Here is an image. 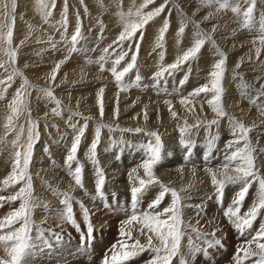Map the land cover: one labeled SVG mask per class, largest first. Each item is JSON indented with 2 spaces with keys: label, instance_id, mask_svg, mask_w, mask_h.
I'll return each mask as SVG.
<instances>
[{
  "label": "rangeland",
  "instance_id": "rangeland-1",
  "mask_svg": "<svg viewBox=\"0 0 264 264\" xmlns=\"http://www.w3.org/2000/svg\"><path fill=\"white\" fill-rule=\"evenodd\" d=\"M45 2L51 4V0ZM143 2L67 0L65 31V0H55V8L51 9L47 21L38 10L37 0H15L14 11L11 10L12 0H0V36L4 37L0 39V64H3L0 80L7 81V77L16 71L22 73L15 75L13 81L0 85V89H7L4 98L0 99V196L8 198L24 186L25 181L11 186H5L3 181L11 174L15 151H23L14 147L12 142L19 135L18 145H26L29 121L38 122L39 136L34 141L28 169L35 205L30 215V235L37 251L26 258L27 264H103L105 256L112 254L114 245L121 242L131 245L137 240L147 245V236L141 234L139 223L129 225L122 222L133 214L131 189L134 184L129 174L133 178L147 179L140 166L146 158V150L141 146L156 143L155 136L148 133L158 134L162 143L161 161L153 169L156 179L169 189H175L181 197L182 236L171 264H181L182 258L187 264H236V254L239 252L243 256L242 248L258 251L255 244L249 246L246 242L264 224V210L252 229L241 235L225 216L241 185L226 184L221 201L212 184V173L215 172L218 180L224 179L222 165L226 163L225 157L236 147H243V141L231 149L227 147L236 139L229 123L234 117L251 129L248 135L256 149L253 153L255 168L264 177V113L261 111L264 95L257 98L258 92L264 91V44L260 43V37L264 35L261 31L264 0H255L252 20L247 27L242 17L249 7L247 0H232L233 4L239 3L240 16L230 9L217 11L218 5L208 7L201 0H168L164 12L145 26L142 38L137 32L132 41L115 43L124 29L120 13L135 11ZM4 3L9 7L4 8ZM164 3L165 0H154L143 11H151ZM165 20L170 26L165 33L163 48H159L156 42ZM78 22L81 35L73 46L71 37ZM182 22L186 26L184 33L179 35ZM196 24H199V31L211 36V40L205 42L195 59L172 74L165 73L157 81L155 73L175 62L193 45L198 31ZM9 28L13 32L11 48L16 52L14 62L7 55ZM137 44L136 67L124 77L126 87L122 90L109 69L117 56L124 52L127 56L118 70L126 66L136 52ZM106 48L107 62L102 71L99 58L105 54ZM221 52L226 57L222 80V102L227 113L224 117H218L208 105L211 93H202L190 104L181 103L191 99L194 89L210 84V73L221 59ZM61 61L63 63L53 81L52 73ZM25 78L30 87L24 85ZM42 88H51L61 102L60 115L52 111L56 104L44 97L39 91ZM18 89H26L30 95L26 108L19 116H13L11 130H7V118L13 115L9 105ZM85 118L88 127L77 153V159L83 165L81 187L66 167L65 158L77 134L70 124H75L78 130ZM214 119L219 120V124L212 125L209 130L207 123ZM98 124L105 127L101 129L96 149L98 165H94L89 159V148ZM182 128L185 129L183 139L190 142L187 146L181 143ZM137 129L141 131L137 132ZM212 138L215 140L209 148ZM76 166L74 162L73 170ZM97 167L103 169L105 175L103 199L96 191ZM227 174L236 175L234 165L227 169ZM160 183L151 185L140 197L137 215L149 210L150 203L161 191ZM257 188V183H252L241 215L256 199ZM57 193L71 197L76 226L61 219L65 210L64 197ZM171 200L169 192L155 211L168 207ZM20 203L19 199L0 201V219L19 208ZM84 208L88 210L89 219L83 214ZM89 222L94 229L91 237L87 232ZM20 226L16 223L4 228L0 234ZM121 228L131 234V239L121 235ZM209 239L221 243L208 248L207 254L191 253L190 242L207 248ZM158 244L153 236V245ZM153 255L151 250L144 251L128 264H148ZM0 259H11L2 246ZM256 259L253 256L244 264H253Z\"/></svg>",
  "mask_w": 264,
  "mask_h": 264
},
{
  "label": "snow or ice",
  "instance_id": "snow-or-ice-1",
  "mask_svg": "<svg viewBox=\"0 0 264 264\" xmlns=\"http://www.w3.org/2000/svg\"><path fill=\"white\" fill-rule=\"evenodd\" d=\"M152 3H154V0H144L143 4H141L139 8H136L135 11L129 10L127 13H120L121 19L124 23V29L120 33L118 40L115 43L122 44L124 41H132L135 38L137 32L141 33L142 38L143 29L145 28V26L155 17L164 12L168 0H165V3L161 4L159 7H156L151 11L144 12L143 9ZM201 3L208 7L218 5L217 11L230 9L238 16L241 15V8L239 3L233 4L232 0H201ZM247 3L249 4V7H247V9L242 13L243 23L246 27L250 25V22L252 20L253 11L255 8V0H247ZM37 5L38 10L47 21V18L51 16V9L55 8V0H51L50 5L46 3L45 0H37ZM3 7L8 8L9 5L7 3H4ZM15 8V0H12L11 10L14 11ZM63 25L66 31L67 0H65ZM169 26V22L165 20L163 27L159 31V36L156 42L157 47L163 48L165 33L167 32ZM185 26L186 25L182 22L181 27L178 31L179 35H182L184 33ZM196 27L198 31L195 33V40L193 45L188 48L182 56H179L175 60V62L167 65L166 67H162L159 71H157L155 73V79L157 81H159V79L162 78L165 73L172 74L175 71L179 70L183 64L195 59L205 42L211 40L210 35L199 31V24H196ZM261 31L264 32V25H262ZM12 35V29L9 28L6 38L7 44L9 45L7 55L9 56L10 60L14 62L16 52L11 48ZM80 35L81 26L78 22L75 34L71 37L73 46H75V44L78 42V38H80ZM3 38L4 37L0 36V39ZM260 43L264 44V35H261ZM53 47H55V45H53ZM138 49L139 45L137 44L136 52L133 53L130 61L122 69L118 70L119 65L127 56V52L118 55L117 58L112 62V67L109 69L111 74L114 76L117 85L120 86L122 90H124V88L126 87L124 85V77L129 72H131L133 68L136 67ZM257 51L259 52V50ZM104 53L105 54L99 58L102 71L104 70V63L107 62L105 59L108 54L107 48L104 50ZM219 55L221 56V59H219V61L215 63L214 70L210 73V84H205L194 89L190 94L191 99L182 100L181 103L190 104L192 103V99L199 97L202 93H211L212 97L207 101L208 105L218 117H224L227 115V113L224 110L222 102V80L223 73L225 71L224 66L226 63V57L222 52L219 53ZM163 58V54H161V61H163ZM61 63H63V61L56 65V69L52 73L53 81H55L56 79V74L60 68ZM0 67H3V64H0ZM15 75H22V73L16 71L13 74H10L7 77V81L0 80V85H4L7 82L13 81ZM136 80L139 81L140 77L137 76ZM23 83L25 86L30 87L29 82L26 78L24 79ZM8 86H10V83H8ZM262 88H264V85H262ZM6 91V88L0 89V99L4 98ZM39 91L43 93L45 98L55 102L56 107L53 108L52 111L56 115H60L62 111L60 108L61 102L55 98L52 89L42 88L39 89ZM102 91L103 89H101V92ZM28 95H30V93H28L26 89H18L15 93V96L13 97L9 105L13 115L8 116L7 118V124L5 125V128L7 130H11L13 116H19L21 112L26 108ZM260 95H264V91H259L257 98ZM254 102L255 101H253V103ZM261 111L262 113H264V108H262ZM74 115L81 114L74 113ZM101 116H103L102 105ZM229 123L232 126V135L235 136L236 139L229 142L227 147L231 149L234 145H239L241 141H243L244 144L243 147H236L230 155H227L225 157L226 163L222 165L225 170L224 179L218 180L215 172L212 173V184L216 188L221 201L226 184L241 185L240 190L236 193V198H234L232 202V206L226 209L225 216L228 217L230 222L235 226L236 230L241 235H243L246 231L252 229L254 222L258 217L261 216L262 210H264V177H261L255 168V156L253 155V153L256 151V149L252 146L251 140L249 139L248 135L251 129L246 127L243 123L237 121L234 117L230 118ZM29 124L30 127L28 130V143L26 145H18L17 141L19 140V135L17 136V140H14L12 142L14 147H17L18 149L22 148L23 151H15L11 174L3 181L5 186L19 184L21 183V181H25V183L24 186L19 188V191H17L10 197L5 198L3 196H0V201H4L5 199H8L9 201H16L19 199L21 201L19 208L10 212L8 216L0 219V232H2L4 228H10L16 223L21 224V226L17 229L9 231L6 234H0V246L4 247L6 253L11 258L10 260L0 259V264H27L26 258L31 255H35L37 251V245L32 242V237L30 235V215L35 205L33 203L31 175L28 169L33 155L34 141L38 139L39 133L37 121H29ZM218 124L219 120H211L207 123V128L210 130L212 125ZM70 127L77 131V134L74 136L72 146L65 158V164L69 169L70 174L74 177L75 183L83 187V165L79 163L77 159V153L81 138L83 137L88 127L87 118H85V123L78 130L76 129L75 124H70ZM103 127H105V125L103 124L97 125L95 139L91 143L89 148V159L94 165H98L96 149L99 144L101 129ZM196 127H199V125H196ZM22 131L23 130H21V132ZM136 131L139 132L141 130L137 129ZM184 132L185 129L182 128L181 143L187 146L190 142L183 139ZM148 135L155 136L156 143L155 145H153L151 142H149L146 146H141L146 150V158L143 160L140 166L143 168L147 179L140 178L139 176L133 178L132 174H129L130 180L134 184L131 189L133 214L129 220L122 222L123 224L129 225L133 222L139 223L141 225V234L147 236V245L140 244L138 240L131 245H128L124 242H121L118 246L114 245L112 254L110 256H105L103 264H128V261L147 250H151V252L154 253L148 264H171L172 258L177 254L179 250L180 240L182 236V233L180 231V226L182 224L180 208L181 197L175 189H169L167 186L163 185L156 179L153 169L154 166L161 161L162 143L158 134L148 133ZM214 140L215 138L209 140V148H211ZM74 162L77 164V166L73 170L72 164ZM232 165H234V171L236 175L227 174V169ZM135 171L136 169H133V172ZM96 176V191L98 196L103 199L105 198L103 192L105 175L103 169L97 167ZM137 181L138 186H135ZM254 182L258 185L256 199L254 200L251 207L243 215H241L243 202L245 201L249 189ZM155 183H160L161 191L150 203L149 210L137 215L136 209L138 207L140 197L148 190L151 185ZM169 192L172 196L171 204L168 207L164 208L162 211H155V209L159 207V205L162 203L163 199ZM57 194L63 195L64 197L62 203L65 205V210L61 213V219L76 226V220L74 218L73 208L70 202L71 197L66 193ZM0 206H2V204H0ZM81 207L83 208L82 204ZM83 214L86 219H89V213L86 208L83 209ZM145 229L147 230V232H145ZM93 231L94 229L89 222L87 227L89 237H91ZM121 235L131 239V234L129 232H125L123 228H121ZM212 235H214V233ZM153 236H155V238L159 241L158 245H153ZM220 243L221 242L219 240L213 241L209 239L206 241L207 248H202L196 245H192L190 242V251L193 255L198 253L207 254L208 248H212L216 245H219ZM246 243L249 246L255 244L258 251H253L250 247L242 248L240 251L243 252V256H241L239 252L236 254V264H244L245 260L250 259L253 256L257 257L253 264H264V224H261L259 226V229L255 231V234ZM181 264H187V261L182 258Z\"/></svg>",
  "mask_w": 264,
  "mask_h": 264
},
{
  "label": "bare ground",
  "instance_id": "bare-ground-1",
  "mask_svg": "<svg viewBox=\"0 0 264 264\" xmlns=\"http://www.w3.org/2000/svg\"><path fill=\"white\" fill-rule=\"evenodd\" d=\"M166 164V163H165ZM66 247V246H65ZM224 256V255H223ZM85 257V256H84ZM80 261V260H79ZM82 262V261H81ZM93 262H94V260H93Z\"/></svg>",
  "mask_w": 264,
  "mask_h": 264
}]
</instances>
